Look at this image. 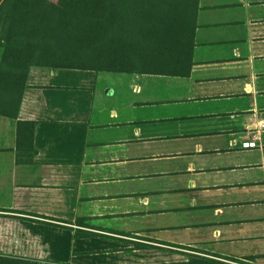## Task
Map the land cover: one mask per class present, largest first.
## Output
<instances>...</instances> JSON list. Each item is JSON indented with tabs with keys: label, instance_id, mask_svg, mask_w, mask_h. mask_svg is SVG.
Masks as SVG:
<instances>
[{
	"label": "crops",
	"instance_id": "0c3cea01",
	"mask_svg": "<svg viewBox=\"0 0 264 264\" xmlns=\"http://www.w3.org/2000/svg\"><path fill=\"white\" fill-rule=\"evenodd\" d=\"M261 60L264 0H199L188 76L32 68L18 117L0 115V255L264 264ZM232 96L245 107L204 106Z\"/></svg>",
	"mask_w": 264,
	"mask_h": 264
},
{
	"label": "trees",
	"instance_id": "16d2710c",
	"mask_svg": "<svg viewBox=\"0 0 264 264\" xmlns=\"http://www.w3.org/2000/svg\"><path fill=\"white\" fill-rule=\"evenodd\" d=\"M198 9L199 0H3L0 115L18 117L32 68L190 75ZM18 138L35 152L34 122L20 121ZM20 263L62 264L0 255Z\"/></svg>",
	"mask_w": 264,
	"mask_h": 264
},
{
	"label": "rangeland",
	"instance_id": "374dc122",
	"mask_svg": "<svg viewBox=\"0 0 264 264\" xmlns=\"http://www.w3.org/2000/svg\"><path fill=\"white\" fill-rule=\"evenodd\" d=\"M150 64V63H149ZM149 64L147 65H142L143 67H149ZM261 65H264V61H258L256 62V66L258 68H260ZM141 65H138V67H142ZM232 66H230L231 68ZM238 67V70H249V65L244 62V63H241L239 66H234V68H237ZM218 67L215 68V71H218ZM246 101L244 98H241L239 96H232L230 98H222V99H216L210 103H204V106L206 107H211V108H214V109H219V108H235V107H239V108H244L245 105H246ZM205 110H208V108H204V111ZM178 197H174L171 199V201H175L177 200Z\"/></svg>",
	"mask_w": 264,
	"mask_h": 264
},
{
	"label": "built area",
	"instance_id": "2783aa9c",
	"mask_svg": "<svg viewBox=\"0 0 264 264\" xmlns=\"http://www.w3.org/2000/svg\"><path fill=\"white\" fill-rule=\"evenodd\" d=\"M262 127H264V124H262ZM256 146V140L255 138H253V140L248 141L245 144V147L251 148V147H255Z\"/></svg>",
	"mask_w": 264,
	"mask_h": 264
}]
</instances>
